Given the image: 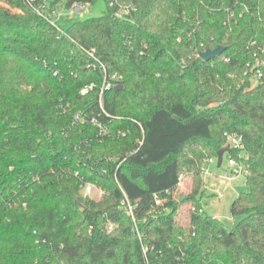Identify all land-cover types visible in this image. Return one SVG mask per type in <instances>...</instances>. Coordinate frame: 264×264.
<instances>
[{"label":"trees","instance_id":"16d2710c","mask_svg":"<svg viewBox=\"0 0 264 264\" xmlns=\"http://www.w3.org/2000/svg\"><path fill=\"white\" fill-rule=\"evenodd\" d=\"M74 1L97 0H0V264H145L123 194L150 264H264V80L243 74L250 42L264 39V0H103L101 15L59 29L37 12ZM123 2L136 10L117 17ZM240 3L249 10L228 32L224 6ZM218 45L227 62L189 56ZM92 49L123 77L102 107ZM224 132L241 136L247 157L233 228L198 211L199 162L225 147ZM187 171L191 190L176 197ZM82 181L105 194L83 197Z\"/></svg>","mask_w":264,"mask_h":264},{"label":"built area","instance_id":"2783aa9c","mask_svg":"<svg viewBox=\"0 0 264 264\" xmlns=\"http://www.w3.org/2000/svg\"><path fill=\"white\" fill-rule=\"evenodd\" d=\"M28 4H32L34 0H24ZM239 0H236V4L238 3ZM115 3H118L117 0H110V5H113ZM85 5L77 1L72 2L68 7H60V8H51L47 10L45 13H41L38 9L37 12L39 14H43L45 18L49 21V23L59 29L58 24L59 21H61L64 17H69L73 13L76 12H82L85 9ZM240 9L239 11L236 10L234 7H226L224 6V10L226 13V17L222 21L223 26H225L228 29V32L232 30L233 25L236 23V19L242 17L243 13L248 11L249 8L247 5L244 3H240ZM136 7L132 3H120L118 4L117 11H116V16L117 17H125L128 16L131 11H135ZM201 24V19L196 16L194 18V26L193 30H195L197 27H199ZM202 44H200V47ZM252 48V58L247 60L245 62L244 66V71L243 74L252 81H259L261 79L264 80V39L260 41V43L256 40L251 41L249 44V48ZM206 50V49H205ZM204 50H200V48H194L193 52L189 55L190 57L194 58H200V53ZM88 57L93 61L91 63V66L93 68H97L99 71H101L103 75V81L101 84V88L99 91L98 95V101L101 106L102 102V94L104 91L110 90L111 88H114V86L121 84L122 80V75L116 71L109 72L106 68V66L99 60H97L93 49L90 51H87ZM221 57L222 61L227 62L229 58L225 55H223V52L217 57ZM94 83H90L83 88H81L80 93L82 95L86 94L87 92L91 91L94 88ZM102 112L105 113V111L102 109ZM106 114V113H105ZM107 115V114H106ZM74 121L76 122H83V118L79 116L78 114L75 115ZM90 122L96 125L100 130H104L103 126L101 123L94 117L90 119ZM224 137L227 139V145L228 146V151H226L224 154L226 155V163H225V169L218 176V181L220 184H226L229 180H231L233 177H238L242 176L245 178L247 175V167L245 164L246 156L244 155V146L242 143V138L240 135L236 133H228L224 132ZM232 151L237 152L236 155L232 154ZM223 154V155H224ZM216 159V156H208L204 158L202 164L199 166V171L203 175H207L210 173L209 171V165L213 163ZM222 164V161H221ZM221 164L219 166H221ZM77 175V173H75ZM182 175L179 176V182L178 184L181 183L182 180ZM80 193L82 194L83 197H89L91 194L97 190L101 195L105 194V190L102 188L96 186L94 183L87 182V181H82L80 184ZM214 195L217 197L222 196V193H216L213 192ZM154 199V205L155 207H159L162 205V200L158 197L157 194L153 195ZM135 204L132 203L125 194H123V198L120 200V207L130 216V219L133 223V228L135 231V234L137 235L140 243H141V251L144 255V261L145 264H150L148 258H147V251L150 249L146 244H143L141 242V231L139 229V226L137 224V219L135 217L134 209H135ZM192 210H194V206L191 207ZM199 212L202 213V209L200 208L198 210ZM115 227V224L109 221L108 219H105L103 222V229L109 233L111 232ZM181 258L177 257L175 260L170 263V264H181L180 262Z\"/></svg>","mask_w":264,"mask_h":264},{"label":"rangeland","instance_id":"374dc122","mask_svg":"<svg viewBox=\"0 0 264 264\" xmlns=\"http://www.w3.org/2000/svg\"><path fill=\"white\" fill-rule=\"evenodd\" d=\"M0 6H6L5 3L0 2ZM60 6V5H59ZM106 10V5L103 0H97L95 3L89 5H85V9L82 12H76L70 15L69 17H64L60 24L66 25L71 19H85L88 17H94L101 15ZM256 81L252 80L251 85H255ZM225 144L227 145V139L225 138ZM225 145V147H226ZM208 156H204L201 161L203 162L204 158ZM199 162V165L202 162ZM226 163V155H223L221 166H217V160L209 165L210 173L207 175H203L199 171V178L202 182V196L200 198L201 201V209L202 212L208 216L216 217L225 223L229 228H233L235 224L238 222L239 218L232 217L230 213V205L232 201L236 198V196L240 192L247 191V186L245 185V179L242 176L233 177L226 184H220L218 181V176L222 174L225 169ZM181 183L177 185L175 189L174 196H183L190 192L194 173L193 172H183ZM222 193V196L217 197L213 194ZM103 195V194H102ZM97 190H95L91 196L94 198H100L102 196ZM190 207V203H186L182 206L180 211L177 214L179 218L180 215L186 216L187 209ZM181 223H184V219L180 220Z\"/></svg>","mask_w":264,"mask_h":264},{"label":"water","instance_id":"95a60500","mask_svg":"<svg viewBox=\"0 0 264 264\" xmlns=\"http://www.w3.org/2000/svg\"><path fill=\"white\" fill-rule=\"evenodd\" d=\"M225 50L224 46L218 45L213 49H206L204 51H202L200 53V57L202 60L204 61H209L212 59H216L223 51ZM123 85L122 84H118L116 86H114V91L118 90V89H122ZM228 146L220 149L217 151L216 154V159H217V166H219L221 164L222 158H223V154L228 151ZM262 191L264 192V188H262Z\"/></svg>","mask_w":264,"mask_h":264}]
</instances>
